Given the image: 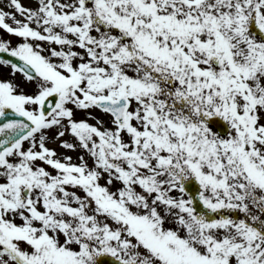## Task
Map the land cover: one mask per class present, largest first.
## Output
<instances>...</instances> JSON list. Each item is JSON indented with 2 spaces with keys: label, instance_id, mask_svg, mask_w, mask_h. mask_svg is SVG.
<instances>
[{
  "label": "snow or ice",
  "instance_id": "snow-or-ice-1",
  "mask_svg": "<svg viewBox=\"0 0 264 264\" xmlns=\"http://www.w3.org/2000/svg\"><path fill=\"white\" fill-rule=\"evenodd\" d=\"M4 3L0 264H264V0Z\"/></svg>",
  "mask_w": 264,
  "mask_h": 264
},
{
  "label": "rangeland",
  "instance_id": "rangeland-1",
  "mask_svg": "<svg viewBox=\"0 0 264 264\" xmlns=\"http://www.w3.org/2000/svg\"><path fill=\"white\" fill-rule=\"evenodd\" d=\"M23 3L30 5V6H35V0H22ZM5 3L4 0H0V7H4ZM5 10H8L7 8H5ZM2 34V33H0ZM12 41L15 42L16 38L15 37H11ZM0 78H9V74H10V69L8 67L5 66H0ZM15 79H17L18 81L22 80L21 75L17 74ZM71 155H73V157H75L76 153H70Z\"/></svg>",
  "mask_w": 264,
  "mask_h": 264
},
{
  "label": "water",
  "instance_id": "water-1",
  "mask_svg": "<svg viewBox=\"0 0 264 264\" xmlns=\"http://www.w3.org/2000/svg\"><path fill=\"white\" fill-rule=\"evenodd\" d=\"M0 56H4L5 58H8V57L6 56V54H0ZM11 59H13L14 62H17L15 58H11Z\"/></svg>",
  "mask_w": 264,
  "mask_h": 264
}]
</instances>
